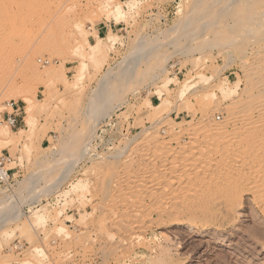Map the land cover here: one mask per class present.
<instances>
[{"label":"rangeland","instance_id":"1","mask_svg":"<svg viewBox=\"0 0 264 264\" xmlns=\"http://www.w3.org/2000/svg\"><path fill=\"white\" fill-rule=\"evenodd\" d=\"M12 2L11 45L0 40V156L10 155L13 173L10 187L0 184V264H120L99 236L108 232L107 177L145 140L172 138V128L206 116L221 123L247 98L252 73L264 72V0ZM11 101L21 127L3 122ZM240 231L231 248L183 235L171 255L180 264H250L236 251L237 242L249 247ZM149 249L140 247L137 264L148 263Z\"/></svg>","mask_w":264,"mask_h":264},{"label":"bare ground","instance_id":"2","mask_svg":"<svg viewBox=\"0 0 264 264\" xmlns=\"http://www.w3.org/2000/svg\"><path fill=\"white\" fill-rule=\"evenodd\" d=\"M12 12V0H0V40L7 47L13 36ZM98 40L103 38L98 36ZM263 51L257 54L261 56ZM0 69L1 86L5 76L2 78L4 68ZM259 71L250 77L252 87L247 98L233 101L223 122L210 120L206 113L203 121L190 124L191 128L176 132L172 128V138L154 137V141L145 140L144 144L141 141L143 145H134L128 154L124 153L126 161L119 166L117 162L109 177L105 174L107 189L104 186L106 190L101 191L104 207L100 208L106 215L108 232L101 229L105 232L97 233L110 245L103 249L99 244L105 253L115 252L120 264H137L135 259L142 246L153 252L147 264H180L171 250L178 246L181 236L197 240L203 247L220 242L231 248L246 220L251 223H246L249 231H241L246 233L249 247L238 250L237 242L234 249L249 257L246 262L264 264V72ZM157 236L164 242L150 247L149 239Z\"/></svg>","mask_w":264,"mask_h":264},{"label":"built area","instance_id":"3","mask_svg":"<svg viewBox=\"0 0 264 264\" xmlns=\"http://www.w3.org/2000/svg\"><path fill=\"white\" fill-rule=\"evenodd\" d=\"M11 107V112H6L3 116V122H5L10 128H16L19 125L21 117V109L15 101L7 102ZM11 161L9 154L0 156V184L10 187L13 182L12 168L6 167V164Z\"/></svg>","mask_w":264,"mask_h":264},{"label":"crops","instance_id":"4","mask_svg":"<svg viewBox=\"0 0 264 264\" xmlns=\"http://www.w3.org/2000/svg\"><path fill=\"white\" fill-rule=\"evenodd\" d=\"M101 29H102V27H99V28H97L96 29V31H97V35L98 36H100V34H101ZM106 30V29H105ZM91 37V39H94V36H90ZM151 101V100H150ZM151 103H152V101H151ZM23 125V118H21L20 120H19V125H18V127H21ZM9 151V150H8Z\"/></svg>","mask_w":264,"mask_h":264}]
</instances>
